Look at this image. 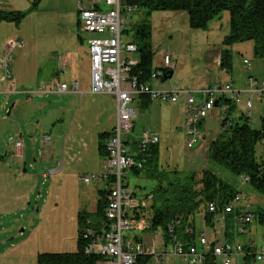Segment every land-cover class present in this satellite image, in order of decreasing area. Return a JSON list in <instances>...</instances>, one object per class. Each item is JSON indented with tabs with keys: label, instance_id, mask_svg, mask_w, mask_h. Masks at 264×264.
I'll list each match as a JSON object with an SVG mask.
<instances>
[{
	"label": "rangeland",
	"instance_id": "374dc122",
	"mask_svg": "<svg viewBox=\"0 0 264 264\" xmlns=\"http://www.w3.org/2000/svg\"><path fill=\"white\" fill-rule=\"evenodd\" d=\"M83 4L86 5L87 2L83 1ZM125 17L127 20L125 28L129 30V33L125 34L132 37L134 35L133 28L136 23H140L144 19L145 11L140 10ZM78 18V0H41L37 8L26 15L19 24L13 23L16 29L15 36L11 38V41H19L17 50L13 51L14 82L16 77H24V66L36 68L37 63L44 59L46 67H51V64L55 66L53 62L50 64L49 57H56L59 53L72 52L75 46L82 45L81 39H85L83 44L85 47L80 46L82 51L76 49V57L78 58L80 54L83 55V58L81 57L79 60L84 59V53L87 50L86 40L90 36L81 32ZM149 22L154 54V72L159 68V71H164L161 68H163L162 61L165 55L171 57L173 71L172 78L164 80L162 77L153 81V90H187L195 92L196 97L199 98L198 91L205 86L208 87L209 84L213 85L222 81H231L236 89H245L248 87V78L251 75L258 79V87L263 90L264 59L255 56L252 42L236 43L228 48L233 59L230 73L222 71L217 65V59L225 49L224 41L230 33V14L228 12H224L220 19L211 22L206 31L191 29L188 14L185 12L155 11L149 16ZM135 56L137 57L138 54ZM244 60L250 62V69L244 64ZM71 66V69H66L61 73L60 79L66 80L71 74L82 73L86 70V67L84 70L81 64H76V61H72ZM35 72L36 70H34V74ZM15 83V87L18 89L17 81ZM28 90L29 88L24 90L25 92L18 93L20 98L31 100L34 95L31 96ZM49 96L45 102L49 105L51 103L52 109L62 105H71L66 95L55 93ZM135 100L138 101L139 98H135ZM248 100L253 103V107L249 110L252 114L251 125L253 128L259 129L264 122V93L262 95L242 94L238 112L234 116L238 117L239 113L246 112ZM16 101L15 97L10 100L8 111L3 112V116L6 122L8 119L9 125L18 128L22 124L24 127L20 129L21 131L25 129L26 120L21 117L19 121H14L19 118L17 109H15V114L8 117V112ZM73 101L71 113H66L64 122L58 123L60 125L59 132L63 139L71 131H73L75 141L86 137L89 156L86 155L87 157L82 161L77 158L73 161L75 166H78L76 169L83 171L93 165L91 161L89 162V158L92 149L95 150V154H98L100 135L109 134L113 123L115 126L117 107L115 99L105 94H85L82 97L77 95L74 96ZM178 104L153 101L149 103V108L141 109L137 102L134 103L136 109L135 132L125 137L126 141L131 145L140 142L143 131L150 130L159 138L158 158L162 170H177L184 176L189 174L200 176L204 170L212 168L219 177L235 185L237 190L247 196L254 205L255 211L261 209V212H264V195L256 192L243 181L242 177L235 179V176L229 171L215 167L208 160V147L223 132L222 108L216 107L215 111L203 120L198 143L193 149H189L184 121L185 112L177 107ZM49 111L50 109H46L43 113L46 114ZM74 113L79 119L76 122H72ZM4 127L5 124L0 119V130ZM44 128L45 134L48 128ZM21 133L13 135H17L15 137L23 142L24 138ZM13 135L11 134V136ZM42 135L35 136L37 139V141L34 140L35 142H27L32 152L25 169L22 160L19 163L15 159L8 163L10 168L13 167V164H17L15 171H10L9 166L5 167L6 163L1 166L3 156L0 145V174L4 169L3 174L0 175V196L3 194L6 200V203L0 201V264H37L40 254L66 253L77 250L78 212L83 209L79 201L77 202V197L80 193L91 192L97 182L86 186L81 179L78 180V175H67V177L61 174L44 178V169H49V162L47 159L42 160L37 156L38 162L33 164L32 155L38 152L46 154V147L54 145L58 141V136L52 134V140L44 142ZM93 135L96 140L95 146L91 145L92 141H90ZM75 141L67 140L65 154L73 155L75 153L77 156L84 157L85 155L81 154L83 150L80 143H78L79 148L70 149L73 145L75 146L73 144ZM60 147L62 150V146ZM256 149L257 157L264 154V147L260 143ZM30 164H33L34 168L30 167ZM105 165L107 166V163ZM127 181L128 187L135 192L136 196L145 199L158 186L157 181L148 179L145 174L135 176L131 171H129ZM163 186H167V184L164 183ZM9 187H11V192H8ZM145 201L146 207L138 216L136 230L133 233L141 236L148 247L154 245L158 247L163 244L160 237L163 236L162 230L147 231V228L151 226V207L154 200L147 198ZM91 205V209L93 207L95 209L97 206L96 202ZM194 219L196 237L206 234L209 238L216 236L221 243L227 241L224 236V222L217 221L214 226H209L206 225L203 215H196ZM248 238H251L254 247H259L264 243V226L260 220H254L247 236L241 237L239 241L245 242ZM147 264L184 263L176 256H167L162 261L152 256ZM251 264H264V262Z\"/></svg>",
	"mask_w": 264,
	"mask_h": 264
},
{
	"label": "built area",
	"instance_id": "2783aa9c",
	"mask_svg": "<svg viewBox=\"0 0 264 264\" xmlns=\"http://www.w3.org/2000/svg\"><path fill=\"white\" fill-rule=\"evenodd\" d=\"M83 1L87 4L84 5ZM139 11L138 7L129 4V0H78L79 27L82 33L90 36L86 40L91 64L90 93L110 95L115 99L117 107L116 123L112 135L106 141L105 174H84L80 178L86 186L103 181L106 184L105 189L109 190L104 210L103 231L92 237L84 251L88 255L97 257L99 259L97 264H137L139 258L151 257L152 259V256L161 261L167 256H176L184 264H234L238 258L247 262V256L250 253L235 238L247 234L256 220V214L253 204L242 192L236 194L223 207L215 203L208 205L209 212L214 216L213 226L217 221L225 223L227 217L231 216L233 226L230 228V234L233 235V240L221 243L211 241L208 236L201 234L198 236V241L193 229L190 231L193 236L184 238L183 242L181 236L172 234V236H160L163 241L161 246L148 247L141 236L133 233L136 230V217L140 216L141 211L146 207L145 200L153 199L152 195L146 199L137 197L127 185L128 170L133 167L140 169L143 166L135 160L137 153L125 144V137L131 134L134 127L135 98L146 96L151 101L177 104L181 97H185L187 147L193 149L199 140L200 121L215 111V106L221 98L228 97L239 105L242 94L262 95L264 93V83L261 90L258 87V79L253 77L248 78V87L243 90L236 89L232 82L215 83L199 91L198 98L195 92L187 90H153L152 82L161 78L163 71L154 72L149 81H140L138 77L130 76L131 69L139 64V57L135 56L138 54V47L133 42V38L124 34L127 24L125 16ZM18 46L19 41H12L0 58L3 78L7 83L12 81V56L14 49ZM162 64L164 69L171 67V57L165 55ZM244 64L250 69L248 60H244ZM56 92L83 95L78 81L57 83L51 93ZM36 93L47 92L43 90V87L36 91H29L31 96ZM252 107L253 103L248 100L246 111L249 114ZM44 140L50 141V137L45 136ZM158 143V136L147 130L142 134L139 142L141 149L139 152ZM260 144L264 147V137L260 140ZM22 147L21 141L14 142L16 155H20ZM57 172V170L47 169L43 177L48 178ZM242 179L245 183L248 182L247 177L243 176ZM190 222L194 225L192 221ZM175 223L179 224L180 221L176 220ZM91 234L92 231L88 230V235ZM192 239L195 240V245H192ZM197 241L200 247L197 246ZM252 248H254V254L250 262H264V243Z\"/></svg>",
	"mask_w": 264,
	"mask_h": 264
},
{
	"label": "trees",
	"instance_id": "16d2710c",
	"mask_svg": "<svg viewBox=\"0 0 264 264\" xmlns=\"http://www.w3.org/2000/svg\"><path fill=\"white\" fill-rule=\"evenodd\" d=\"M40 1L33 0L30 11H34ZM129 4L145 11L144 19L134 26L132 36L133 42L138 47L139 64L131 69L130 76L138 77L140 81H149L154 73L149 16L155 11L185 12L189 17L190 28L202 31H206L211 22L220 19L224 12H228L230 33L224 41L225 49L222 50L220 56L221 70L228 73L232 71L233 59L228 48L236 43L252 42L255 56L264 59V0H129ZM28 13L0 12V22L19 24ZM125 33L128 34L129 30L125 29ZM161 69L164 70L161 78L165 80L166 73L169 70L172 71V67ZM137 98H141L143 103L147 100L143 108L152 102L146 96ZM216 107L222 108L223 132L208 147L209 162L215 167L226 169L235 176V179L247 177V184L256 192L264 195V154L257 157L256 149L264 137V122L261 128L255 129L251 125L252 114L246 111L235 117L234 114L238 112L239 105L228 97L221 98ZM203 120L200 121V127L203 125ZM145 131L147 130L143 133ZM111 133L112 131L109 134L100 135L99 151L106 159V140L112 135ZM125 144L129 145L127 141ZM131 146H133L131 149L137 153L135 160L143 166L140 169L131 168L128 174L129 171L135 176L145 174L148 179L158 182V186L151 194L154 204L151 207V226L147 228V231L160 229L163 236L175 234L181 236L183 242L184 238L193 236L190 231L195 228L190 221L194 223L196 215H203L206 225L213 226L214 216L209 212L208 205L215 203L223 207L241 192L235 188V185L219 177L212 168L204 170L200 176L195 174L184 176L177 170H162L158 158V144L147 147L142 152H139L141 150L139 143ZM164 183L167 186H163ZM108 196L109 190L103 189L99 193L96 212L82 211L78 214L77 250L75 252L43 253L38 256L37 264H97L99 259L86 254L84 249L91 242L92 237L103 231L104 210ZM255 214L256 220H260L264 226V212L260 209L256 210ZM136 219L138 220L139 217L137 216ZM176 220L180 223H175ZM232 226L233 221H231V216H228L225 222V236L232 238L233 235L230 234ZM88 230L92 231L91 235H88ZM86 236L91 237L86 238ZM191 243L196 244L193 239ZM252 246L253 244L250 243L245 247V250L250 253L247 256V262L253 258L254 248ZM150 260L151 257H141L137 264H147Z\"/></svg>",
	"mask_w": 264,
	"mask_h": 264
},
{
	"label": "crops",
	"instance_id": "0c3cea01",
	"mask_svg": "<svg viewBox=\"0 0 264 264\" xmlns=\"http://www.w3.org/2000/svg\"><path fill=\"white\" fill-rule=\"evenodd\" d=\"M32 2H33V0H0V12L22 11V12L31 13L32 11H30V10L32 7ZM78 17H79V13H78ZM79 22H80V20L78 18V24H79ZM15 29L16 28H15L13 23L0 22V58L3 56L4 52L7 50L8 46L12 42L11 38L13 36H15ZM81 43H82V45L78 44V46H75L74 50L72 51L73 53L72 52L59 53L56 55V57L55 56L49 57L50 64H51V62H53V63H55V66H53L51 64V67H46L45 59L43 61H40L39 63H37L36 68L24 66V77L23 78L16 77L18 89H16V87H15L16 81L14 82L13 73H12V81H11L12 84L4 81L3 70H2V67L0 64V119H1L2 123L5 124V127L0 130V138H1L0 145L2 146L1 154L3 156L2 157L3 161H1L2 162L1 166H3L4 163H6L5 167L9 166L10 171H12V170L15 171L17 164L16 165L13 164V167H11V168H10V165H8V163L10 161L15 159L19 163H20V160H22V162L24 163V169L27 168V164L29 163V158H30L31 152H32L31 147L28 146L27 142L31 143V142L37 141L35 136L42 135V134H43L42 135L43 140H44L45 136H48V137H50V141H51L52 140V134H54L56 137L58 136V141L54 145L46 147V149H47L46 154H44V152H38L37 154H33L32 155L33 164H36L38 162L37 156H39L40 159H42V160L47 159V161L49 162V169L58 171L55 175H61V174H63L62 176H67V175L77 176L78 175L79 176L78 180L84 174H91V173L100 174V175L105 174L106 169H107V166L105 165V163H107V162H106V158L102 157V155L100 154L99 149H98V154L97 153L95 154V150L92 149V154H91V157L89 158V162L91 161V163H93V165L90 168H86L85 170L82 169L83 171H79V169H76V167H78V166H75V164L73 163L74 159L77 158L80 161H82V159L89 156V147H88V143L86 141V137H82V138L78 139L77 141H75L73 138V131H71L70 133L69 132L67 133V135L64 139L61 138L62 136H61V133L59 132V126L60 125L58 123L64 122V119H65L64 115L66 113L67 114L71 113V111L73 109V105H74V101H73L74 96H77L78 94H60V93L56 92V94H59V95H66V98L71 102V105H68V106L62 105V106H58V107L52 109L51 108L52 104L50 103V105H49L47 102H45V99L50 97L49 95L55 94V93H51V91L53 90V87L57 83H60V82L69 83L72 81H78L80 84L81 91L83 92V95L91 94L90 93L91 64H90V56H89L88 48L86 47L87 50L84 53V59L79 60V58H81V57L83 58V55H80V54H79L78 58L76 57V49L82 51V48L80 46H84L83 45L84 44L83 39H82ZM16 50H17V48L14 49V52ZM14 52H13V54H14ZM219 59H220V55H219V58L217 59V65L220 66ZM12 60H13V56H12ZM72 61L73 62L76 61V64H81L83 66V69H84V67H86V70L84 69L85 71L82 73L71 74L68 77V79H66V80L60 79V75L64 70L72 68V66H71ZM78 61H79V63H78ZM159 69H157L156 72H158ZM34 70H36L35 74H34ZM12 71H13V63L11 65V72ZM249 77L254 78V76H252V75ZM255 79H257V78H255ZM227 82H231V81H222L220 83H227ZM39 87H43V90L47 93H36V94H34V97L31 98V100H25L24 98H20L21 96H19V94H18L21 92H25L24 90H27L28 88H29L28 91H36V89H38ZM206 87L207 86H205V88ZM205 88H203V89H205ZM203 89H201V90H203ZM15 90H17V91H15ZM238 90H243V89H238ZM82 96H80V97H82ZM13 97H15L17 101L13 104V108L11 110H9L8 117L15 114V109H17V115L19 116V118L17 120H14V121L15 122L19 121L21 117H23V119L25 118V120H26L25 121V129H23L21 131H20V129H22L24 127L22 124L19 125L18 128L15 127L14 125H9L8 119L6 122L5 117L3 116V112L6 113L8 111V107L10 105V100ZM146 101L147 100H145L144 103ZM136 102L138 104V107H140L141 109H147L150 107L148 105L146 108H143L144 103H143L141 98H139L138 101L135 100V103ZM152 102H150V103H152ZM179 102L180 103L178 104L177 107H180L182 110H184L185 97H182V100H180ZM46 109H50V111L47 112L46 114H44L43 112ZM184 112H185V110H184ZM184 115L186 117L185 113H184ZM76 116L77 115L74 113L72 122H76L79 120L76 118ZM36 121H37V123H36ZM184 121H185V119H184ZM44 127L48 128V131H46L45 134H44V132H45ZM113 128H114V123H113L110 130L112 131ZM20 132H22L21 135L24 138L23 142L20 139H17L15 137L18 134H20ZM134 132H135V124H134L133 133ZM11 134L12 135L17 134V135L11 136ZM14 139H16V140H14ZM203 139H205V137H203ZM67 140L68 141H70V140L75 141L73 143V144H75V146L73 145L72 147H70L71 150L73 147L79 148L78 143H80L82 150H83V153H81V154H83L85 156L82 157L80 152H79V154L81 156H77V154H75V153L73 155L68 154V153L65 154V149H66L65 144H66ZM16 141H21L22 145H23L19 156L16 155L15 148H14V142H16ZM50 141H48V142H50ZM62 141H64L65 143H63ZM90 141H92L91 145L95 146L96 140L94 138V135L90 139ZM125 141H126V138H125ZM44 142H46V141H44ZM135 143H139V142H135ZM98 144H99V142H98ZM60 146H62V150H61ZM129 146L131 148L133 147V146H131V144H129ZM83 162H85V161H83ZM33 164H30V167L34 168ZM59 165H61L60 168H59ZM19 168H20V166H19ZM46 170L47 169H44V173ZM3 172H4V169H3ZM3 172H2V174H3ZM2 174H0V175H2ZM52 176H54V175H52ZM52 176H49V177H52ZM105 185H106L105 182L98 181L97 184L95 185L94 189L91 190V192L89 191V192H84V193L79 194V197H77V202L79 201L80 206L83 209H81L78 212V214L82 211H86L88 213L96 212V208L93 209L94 208L93 207L91 209V206H92L91 204L93 202H96V204H97L98 199H99V193L101 191H103V189H105ZM127 185H128V181H127ZM79 186H81V185L79 184ZM8 192H11V187L8 188ZM0 201L2 203H6V200H5V197L3 196V194H1V196H0ZM28 205H30V203H28ZM88 208H90V209H88ZM193 221H195V219ZM193 224H194V228H195V222ZM251 228H252V226H251ZM251 228L249 229V231L251 230ZM248 232H247V234H248ZM247 234L241 235V236H238L237 238H235L240 244H242L245 247L248 246L250 243L253 244V241L251 240V238H248L245 242L239 241L241 237L247 236ZM204 235H206V234H204ZM224 236H225V230H224ZM232 238L226 236L227 240H229V239L231 240ZM210 240L219 242V240H217L216 236H213L212 238H210ZM197 246L200 247L198 241H197ZM248 263L244 262L242 260V258H238L237 262L234 264H248Z\"/></svg>",
	"mask_w": 264,
	"mask_h": 264
},
{
	"label": "water",
	"instance_id": "95a60500",
	"mask_svg": "<svg viewBox=\"0 0 264 264\" xmlns=\"http://www.w3.org/2000/svg\"><path fill=\"white\" fill-rule=\"evenodd\" d=\"M172 75H173V72L169 70V71L166 73V76H165L164 78H165V79H167V78H172Z\"/></svg>",
	"mask_w": 264,
	"mask_h": 264
}]
</instances>
